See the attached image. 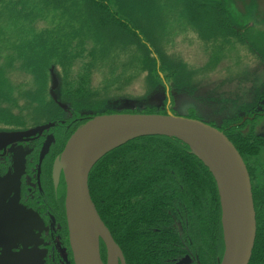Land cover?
<instances>
[{
    "label": "trees",
    "instance_id": "1",
    "mask_svg": "<svg viewBox=\"0 0 264 264\" xmlns=\"http://www.w3.org/2000/svg\"><path fill=\"white\" fill-rule=\"evenodd\" d=\"M136 1L141 3L131 4ZM182 1L185 11L195 19L199 5L195 6L193 0ZM7 2L8 0H0V5ZM145 2L147 1L37 0L31 7L27 1L21 0L17 4L21 13L36 10V6L43 11H57L61 15L56 27V35L61 36H57L49 44L50 38L42 35L39 41L26 45L24 55L25 68L31 70L39 81V93L32 102L45 98L49 75L55 66L67 72L64 97L73 105L74 117L63 121L64 124L60 123L58 127H66L74 122L76 130L90 120L91 114L86 115L87 113H100V110H91L95 105L91 98L99 97L98 92L87 88L91 64L85 66L77 86L68 71L71 70L73 61L84 54L97 59L98 46L104 44V39L109 43L113 41L114 44L117 43L114 41L123 38L126 45H135L140 49L141 56L132 59L140 63L135 64L140 66V72L147 73L152 88L161 84L162 75L166 81L171 78L176 82L182 81L175 75L168 77L169 73L173 74L171 70L176 69L171 67V62L166 57L157 53L152 31L134 17L136 7L141 8ZM191 3L195 7H191ZM206 8L208 9L201 12L206 21L208 18V26L203 30L198 29L204 38L211 35L217 39L219 34L227 40L240 36L237 33L239 26L231 22L222 2H219L218 7ZM76 17L80 21V29L72 25ZM62 20L69 24H64ZM52 33L55 34V31ZM89 40L94 41L91 52L85 49ZM221 45L223 47L226 44L221 42ZM151 49L156 52L159 60L153 57L154 51ZM178 73L179 71L176 72L177 75ZM166 81L164 82L167 83ZM4 97L0 82V101ZM58 109V106L50 102L41 110L52 114L60 113ZM154 110L155 108H145L141 114L154 113ZM0 113L9 111L0 110ZM102 113L136 114L135 111L120 113L110 109ZM50 117L56 118L55 115ZM236 128L231 124L227 129L220 130L234 144L244 161L248 156L257 158L264 148V136H246L236 132ZM89 189L100 218L122 251H126L129 264H174L173 258L184 255L185 247H192L201 264H219L221 206L217 185L202 160L184 142L168 137H146L129 142L97 162L89 177Z\"/></svg>",
    "mask_w": 264,
    "mask_h": 264
},
{
    "label": "rangeland",
    "instance_id": "2",
    "mask_svg": "<svg viewBox=\"0 0 264 264\" xmlns=\"http://www.w3.org/2000/svg\"><path fill=\"white\" fill-rule=\"evenodd\" d=\"M20 1L8 0L5 5H0V82L5 95L0 101V110L9 111L0 113V143L25 133L35 135L36 131L44 127L58 126L74 117L73 105L64 97L67 72L59 66H55L49 75L45 98L42 96L40 100L43 102H32L39 93V81L31 70L25 68L26 45L39 41L42 35L50 38L49 44L57 36L59 38L61 34L56 35V27L61 15L51 9L40 10L36 6V10L21 13L17 5ZM25 1L32 7L37 0ZM146 1L141 8L136 7L134 17L152 31L157 53L166 57L171 67L176 69L171 70L173 74L169 73L168 77L175 75L182 81L176 82L172 78L166 81L162 75L161 84L152 88L147 73L140 72V66L135 65L140 64L134 61L141 56L140 49L135 45H126L123 38L114 41L117 42L114 44L104 39V44L98 46L97 59L84 54L73 61L68 71L77 86L85 66L91 64L87 88L99 93L98 98H91L95 104H92L94 108L91 110H100L98 115H94L103 116L102 112L108 109L112 112L135 111L141 114L145 108H155L154 113L145 114L167 115L170 112L176 116L209 122L218 130L234 124L236 132L263 137L264 0H198L201 5L193 0L195 6L199 5L195 19L185 11L182 0ZM219 2L223 3L231 22L239 26L237 33L240 36L225 40L219 34L217 39L211 35L205 39L201 35L200 30L208 26V18L206 21L201 11L207 10V6L218 7ZM139 3L136 1L131 4ZM193 3L191 7H195ZM66 21L62 20L64 24H69ZM72 25L80 29L77 17ZM91 33L94 34V31ZM88 42L85 49L91 52L94 41ZM221 42L226 45L222 47ZM37 50L40 51L39 48ZM152 54L159 60L155 51ZM50 102L58 106L60 113L50 114L41 110ZM51 115L56 118L53 119ZM252 157L248 156L245 163L249 165ZM257 158H264V148ZM179 231L182 232V229ZM186 253L173 258L174 264H191L192 258ZM61 254L66 259L68 251H61Z\"/></svg>",
    "mask_w": 264,
    "mask_h": 264
},
{
    "label": "water",
    "instance_id": "3",
    "mask_svg": "<svg viewBox=\"0 0 264 264\" xmlns=\"http://www.w3.org/2000/svg\"><path fill=\"white\" fill-rule=\"evenodd\" d=\"M44 127L36 133H42ZM146 137L176 138L191 147L213 176L220 198L225 253L222 264H249L255 238L256 214L246 164L234 144L209 122L176 116L113 114L96 116L69 139L57 160L56 178L64 172L66 216L75 264H125L123 252L100 218L89 190L96 163L109 152ZM49 150L44 146L41 158Z\"/></svg>",
    "mask_w": 264,
    "mask_h": 264
},
{
    "label": "flooded vegetation",
    "instance_id": "4",
    "mask_svg": "<svg viewBox=\"0 0 264 264\" xmlns=\"http://www.w3.org/2000/svg\"><path fill=\"white\" fill-rule=\"evenodd\" d=\"M94 117V113L89 115L90 120ZM75 125L50 126L32 136L25 131L21 132L25 135L0 143V264H75L66 216L65 175L62 171L56 178L54 173V163L77 130ZM46 145L49 150L41 158ZM246 166L256 214V238L249 264H264V158L252 159ZM219 228L222 264V210ZM65 250L66 259L61 254ZM185 250V255L192 258L191 264H201L191 247ZM122 252L125 264H129L126 251ZM101 254L106 264L107 250L103 247Z\"/></svg>",
    "mask_w": 264,
    "mask_h": 264
},
{
    "label": "bare ground",
    "instance_id": "5",
    "mask_svg": "<svg viewBox=\"0 0 264 264\" xmlns=\"http://www.w3.org/2000/svg\"><path fill=\"white\" fill-rule=\"evenodd\" d=\"M101 247H103L104 249H106V247H104V246H102V245H101Z\"/></svg>",
    "mask_w": 264,
    "mask_h": 264
}]
</instances>
